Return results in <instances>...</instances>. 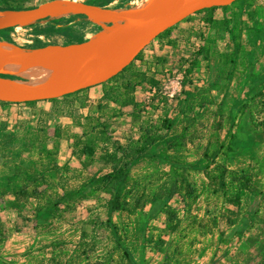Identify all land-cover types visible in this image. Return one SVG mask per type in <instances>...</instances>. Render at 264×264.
I'll list each match as a JSON object with an SVG mask.
<instances>
[{
	"label": "rangeland",
	"instance_id": "rangeland-1",
	"mask_svg": "<svg viewBox=\"0 0 264 264\" xmlns=\"http://www.w3.org/2000/svg\"><path fill=\"white\" fill-rule=\"evenodd\" d=\"M49 1L52 0H0V11L13 13L30 10ZM77 1L95 5L98 9L109 10L143 11L146 7L144 0ZM241 3L244 4L242 7H235L232 4L216 11L194 14L189 17V20L186 19L172 27L168 35L158 36L143 50V55L128 71L120 73L117 81L108 85L109 87L113 84L118 85V90L123 92L121 84H137L141 80V74H147L148 77L156 80V84L151 85L145 82L136 89L133 93L134 104L123 106L124 110L113 113L116 125H111L110 130L111 132L113 130L114 133H109L114 140L125 143L131 135L133 112H141L143 121H158L164 118L172 120L171 131L161 133L165 137H171L178 133L184 116L197 119V124L192 130L193 133L195 132L194 146L190 147L188 159L195 165V169L191 171V177L203 196L207 184L203 170L209 162L201 155L200 148L210 144L211 141L214 142L212 143V152L218 149L217 143L225 146L224 126L222 129L218 126L219 117H223L222 109L208 105H206V109H203L200 107L199 99L196 100V98L199 94H205L209 90L212 93L215 83H211L210 74L219 66L218 59L224 48L222 40L235 41L237 45L247 42L253 35V42L258 38L261 42L264 41V15L262 16L259 9L251 11L250 8L264 7V0H251V2L245 0ZM104 4L106 6L102 7ZM211 19L213 20L212 24H207V21ZM107 25L108 29L109 26H112V24ZM98 32V25L88 15L62 11L46 19L0 31V43L7 42L12 47H33L47 43L95 44ZM202 36L215 42L207 54L203 53L206 41ZM260 41L258 42L260 43ZM241 57L247 58V55ZM232 59L236 60L237 57ZM257 62H259L258 59L254 65ZM0 77L11 83L17 80H22L27 84L31 83L25 74L18 77L5 71L0 73ZM42 80L50 82L49 79ZM55 102L59 101L52 103ZM263 102L264 99L260 98L251 106L258 125L264 122ZM29 105L41 106L45 103ZM233 111L235 112V110ZM94 121L97 122L96 119ZM92 127L93 134L89 142L93 143L96 138H104V126L99 122V119L98 123ZM257 129L263 132L261 126ZM158 146H160L159 150L153 149ZM154 147L132 166V172L134 175H139L142 185L147 184L155 172L169 170V166L163 158L167 147L166 141H162ZM95 163L93 169L95 172L101 173L103 164L98 157L95 159ZM159 187L160 185L152 187L147 192L145 207L136 218L108 211L103 207L105 199L93 201L81 199V196L88 191L85 190L84 193H81V185L76 187L70 204L63 203L62 208L57 209V213L60 214L61 211V214L54 224H56L55 228L59 233L45 237L47 242L61 245L58 248L61 253L57 257L62 258H58V262H56V253L49 251L45 255V258L48 259L47 263L95 264L110 261L111 264H128L126 260H121L122 250L116 246L108 222L119 226L123 248L137 246L142 249L143 264H217L218 261L220 264H227L225 260L231 264H260L264 261V255L261 253L255 255L256 253L244 251L240 247L233 254L231 252L219 254L220 256L226 255L223 259L219 255H214L212 247L215 245L217 237L206 234L203 228L202 230L191 226L192 216L202 219L199 216L201 217L205 212L203 203L197 204L189 217L183 195L177 194L174 197L167 195L161 200L154 194V190ZM165 206L176 209L182 220V225L174 234H170L166 229L168 217L163 213ZM210 211L211 214L216 212L215 207L209 209V215H211ZM208 220L211 222L212 218ZM9 222L12 237L7 241V245L11 249L20 245H33L37 242L35 235L28 232L32 228L28 222L14 221L13 217ZM85 230L89 234L86 240L82 238V233ZM236 233H239L238 230ZM261 247L259 246L257 249ZM30 255L35 257L37 253ZM25 256L26 254L21 253L19 259H24ZM34 257H31L33 264H35ZM11 259L16 260L14 255Z\"/></svg>",
	"mask_w": 264,
	"mask_h": 264
},
{
	"label": "crops",
	"instance_id": "crops-1",
	"mask_svg": "<svg viewBox=\"0 0 264 264\" xmlns=\"http://www.w3.org/2000/svg\"><path fill=\"white\" fill-rule=\"evenodd\" d=\"M244 1L236 0L233 6L242 7ZM258 7L250 8L251 11L259 9L263 16L264 7ZM251 36L247 42L237 45L235 41L222 40L224 48L218 59L219 66L211 71L210 77L211 83H215L213 107H220L223 114V143L231 148L222 150L217 162L240 174L253 175L262 195L256 198L243 190L241 209L215 198L207 202V195L201 196L199 203H203L205 212L199 218L206 221L212 218L213 224L216 222L208 233L217 237L212 247L214 255L233 254L238 247L264 255V132L254 125L251 111L246 107L264 94V41L258 38L253 42ZM245 55L247 58L241 57ZM257 59L259 62L254 65ZM107 89L93 88L75 98L69 95L67 100L49 101L41 106L0 102V228L4 240L0 243V264H33L31 257L34 256L30 254L34 253H37L35 264H48L45 255L49 251L56 253L58 262L61 245L45 240L59 233L54 224L61 214L57 209L62 208L63 203L70 204L76 187L81 185V193L89 192L95 187L96 178L106 172L103 163L99 174L93 169L95 161L88 165L78 159L74 143L82 138L90 141L92 126L98 119L101 124L116 125L113 113H119L123 107L113 104L104 95ZM85 133L89 135L84 136ZM153 149L159 150L160 146ZM233 192L234 189H230L228 196ZM45 195H50L53 203L47 204ZM40 205L45 207L37 211ZM210 207H215L216 211L213 214L210 211L212 216L206 214ZM11 217L32 226L28 232L35 235V244L13 249L7 245L12 237ZM259 246L262 247L257 249ZM127 249L135 264L144 263L141 248ZM21 253L26 254L24 259H19ZM13 255L16 260L11 259ZM224 256L219 255L222 259ZM225 262L231 264L228 260Z\"/></svg>",
	"mask_w": 264,
	"mask_h": 264
},
{
	"label": "trees",
	"instance_id": "trees-1",
	"mask_svg": "<svg viewBox=\"0 0 264 264\" xmlns=\"http://www.w3.org/2000/svg\"><path fill=\"white\" fill-rule=\"evenodd\" d=\"M104 4L102 7H105ZM219 8H212L197 12L200 14L206 11H216ZM195 14V15H196ZM191 17V16H190ZM190 18H187L189 20ZM213 20H208L207 24H212ZM171 28L162 33V35H168ZM159 36V37H160ZM205 39V36H202ZM206 46L203 48V53L207 54L210 51V47L215 44L210 39H205ZM42 45V44H38ZM37 46V45H35ZM143 51L140 55L124 70L120 73H124L130 69V67L136 62V60L143 55ZM119 73V74H120ZM119 74L113 77L108 82L101 85L91 87L75 94L70 95L71 98L82 94L86 90H91L97 87H108L105 92V96L111 100L113 104L128 106L135 103L133 93L143 83L156 84L154 78H150L147 74H141V80L137 84H121L123 85V92H120L118 85H110V83L117 81ZM29 76L33 80H38L34 74L29 73ZM117 83V82H116ZM115 83V84H116ZM69 97L65 96L60 99L50 100L61 101L67 100ZM260 98L264 99V94L258 96L255 100H252L246 107L251 111V118L256 127H262L264 132V122L260 125L254 118V113L251 110V106L256 103ZM199 99L200 107L206 109V105L212 107L215 106L212 93L207 91L205 94H199L196 100ZM49 101L32 102L34 104L46 103ZM264 103V102H263ZM31 104V103H21ZM20 105V104H16ZM197 124V119L194 117L184 116L183 122L179 127L178 133L171 137H165L161 133L163 131L170 132L173 126V121L169 118L160 119L158 121L146 120L143 121L141 112H133L132 114V133L126 139L125 143L119 140H114L109 132H111L110 125L103 124L104 126V138H96L93 143L87 141L86 138H82L74 143L75 155L78 159L83 160L85 164L89 165L94 163L98 157L99 161L104 164V171L95 180V187L86 194L81 196L84 200H101L103 201V207L108 209L110 212H119L127 217H135L140 211H142L146 204L145 197L147 192L152 188L160 185L157 190H154V194L158 199H164L165 196H176L182 194L186 202L188 216L191 217L194 207L199 203L201 199V193L194 183L191 177V171L195 169V165L189 162L188 152L191 146H194L193 139L195 138V132L192 130ZM218 126L223 127V117H219ZM111 133H114L113 130ZM86 136V134H84ZM166 141L167 147L163 156L167 165L169 166L168 171L155 172L153 177L147 184L142 185L140 183L139 175H134L132 172V166L141 158H143L152 147L158 143ZM212 143L201 147V155L209 162L208 166L204 168L203 174L206 179V190L205 196L207 202L215 198L217 201H222L225 204H229L237 209L242 208V191L247 190L252 193L256 198L262 195V191L259 186L255 185V180L251 174H240L238 172L227 169L217 162L219 154L224 149H231L230 147L225 148L222 144H218V149L212 152ZM234 189L231 196H228V191ZM107 197V198H105ZM47 204L53 203L52 197H44ZM46 204V205H47ZM45 205L37 207V211H41ZM163 213L168 217L167 232L170 234L176 233L182 225V220L179 218L178 211L170 206H165ZM206 214H209L207 210ZM109 228L112 231L114 241L117 247L121 248L122 256L121 260H126L128 264H135L134 259L130 251L122 246V236L119 226L108 222ZM216 222H209L205 219H198L192 216L191 226L195 228L205 229L206 234L212 232L213 225ZM200 229V230H201ZM202 229V230H203ZM205 235V234H204ZM89 237L88 231L82 233V238L87 239ZM2 230L0 228V243H2ZM178 250V249H177ZM67 264V263H66ZM95 264H111L110 261L100 262ZM260 264H264L262 261Z\"/></svg>",
	"mask_w": 264,
	"mask_h": 264
},
{
	"label": "water",
	"instance_id": "water-1",
	"mask_svg": "<svg viewBox=\"0 0 264 264\" xmlns=\"http://www.w3.org/2000/svg\"><path fill=\"white\" fill-rule=\"evenodd\" d=\"M236 0H178L167 9L164 0H155L161 14L135 36L121 41L108 39V25L100 19L95 5L77 0H52L40 6L17 11L0 20V31L46 19L59 12H77L91 17L98 25L97 45H61L47 43L33 47H9L0 53V73L24 65L39 55L58 58L74 73L65 81L46 89L20 87L0 77V102L21 104L50 101L101 85L129 66L158 36L197 12L223 8ZM85 48V49H83Z\"/></svg>",
	"mask_w": 264,
	"mask_h": 264
},
{
	"label": "bare ground",
	"instance_id": "bare-ground-1",
	"mask_svg": "<svg viewBox=\"0 0 264 264\" xmlns=\"http://www.w3.org/2000/svg\"><path fill=\"white\" fill-rule=\"evenodd\" d=\"M178 0H164L167 9H172ZM145 10H99L100 19L103 23L112 24L109 26L108 39L111 42H121L138 34L143 28L156 20L160 14V7L155 0H144ZM11 16L9 12L0 11V20ZM25 22H30L25 21ZM97 41L95 45H97ZM11 47L7 42L0 43V53L6 48ZM85 49V48H83ZM8 72L20 76L25 74L31 83H25L22 80L12 82V84L27 87L29 89H46L67 80L74 71L59 60L45 55H39L27 64L17 65L8 70ZM29 73L36 75L39 79L33 80ZM24 76V75H23ZM42 79H49L50 82Z\"/></svg>",
	"mask_w": 264,
	"mask_h": 264
}]
</instances>
